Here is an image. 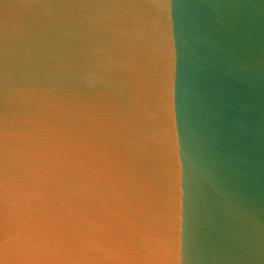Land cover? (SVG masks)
<instances>
[{
  "label": "water",
  "instance_id": "obj_1",
  "mask_svg": "<svg viewBox=\"0 0 264 264\" xmlns=\"http://www.w3.org/2000/svg\"><path fill=\"white\" fill-rule=\"evenodd\" d=\"M0 264H264V0H0Z\"/></svg>",
  "mask_w": 264,
  "mask_h": 264
}]
</instances>
